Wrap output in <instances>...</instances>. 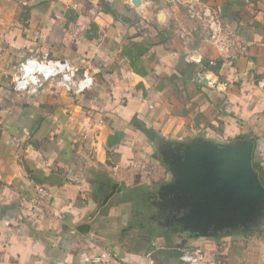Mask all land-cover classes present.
I'll use <instances>...</instances> for the list:
<instances>
[{
	"label": "crops",
	"instance_id": "crops-1",
	"mask_svg": "<svg viewBox=\"0 0 264 264\" xmlns=\"http://www.w3.org/2000/svg\"><path fill=\"white\" fill-rule=\"evenodd\" d=\"M147 1L0 0V264H189L170 248L201 250L195 264H264V216L193 238L155 204L172 180L165 142L250 138L264 184V0H191L210 28L186 38L177 11L156 20ZM43 55L94 86L18 93L19 65Z\"/></svg>",
	"mask_w": 264,
	"mask_h": 264
},
{
	"label": "water",
	"instance_id": "water-1",
	"mask_svg": "<svg viewBox=\"0 0 264 264\" xmlns=\"http://www.w3.org/2000/svg\"><path fill=\"white\" fill-rule=\"evenodd\" d=\"M254 148L250 138L165 142L159 153L172 180L155 194L160 222L193 238L255 227L264 216V184L253 165ZM168 253L180 257L183 250Z\"/></svg>",
	"mask_w": 264,
	"mask_h": 264
},
{
	"label": "built area",
	"instance_id": "built-area-1",
	"mask_svg": "<svg viewBox=\"0 0 264 264\" xmlns=\"http://www.w3.org/2000/svg\"><path fill=\"white\" fill-rule=\"evenodd\" d=\"M32 61L41 67L50 69L52 72V74H46L44 72L32 73V76L39 80L35 92L42 89L48 83H54L62 90L72 95L79 96L90 90L94 85V76L87 71L81 72L80 69L69 60L50 58L47 55H43L42 57L30 56L21 62L18 68V75L14 80V89L18 93H33L31 91V88L33 87L32 84H28L23 90L17 88L19 82L28 79V76L24 71V66ZM47 195L48 191L45 187H37L31 197L33 208L39 214L45 213L41 206V201ZM186 257L188 259H185ZM181 259L189 264L199 263L203 259V252L201 250H196L195 252L186 250L182 254Z\"/></svg>",
	"mask_w": 264,
	"mask_h": 264
},
{
	"label": "rangeland",
	"instance_id": "rangeland-1",
	"mask_svg": "<svg viewBox=\"0 0 264 264\" xmlns=\"http://www.w3.org/2000/svg\"><path fill=\"white\" fill-rule=\"evenodd\" d=\"M147 8L152 10V15L156 20H158L157 15L163 11H166L165 13L177 11L178 19L174 17L171 19L178 22V35L182 38H186L191 34L187 31H196L197 28H201L202 37L206 36L207 25L205 21L207 19L204 16V9L201 8L199 3L191 0H153L151 2L147 1ZM207 27L210 28V26ZM156 201H159V198Z\"/></svg>",
	"mask_w": 264,
	"mask_h": 264
},
{
	"label": "clouds",
	"instance_id": "clouds-1",
	"mask_svg": "<svg viewBox=\"0 0 264 264\" xmlns=\"http://www.w3.org/2000/svg\"><path fill=\"white\" fill-rule=\"evenodd\" d=\"M24 71L28 76V79L23 80L17 84V88L19 90H23L25 87L28 86V84H32L33 87L31 88V91L35 93L36 86L39 84V80L32 76V73L34 72H44L46 74H52L50 69H46L44 67H41L40 65L36 64L34 61L29 62V64L24 66ZM185 259H188L187 257Z\"/></svg>",
	"mask_w": 264,
	"mask_h": 264
},
{
	"label": "trees",
	"instance_id": "trees-1",
	"mask_svg": "<svg viewBox=\"0 0 264 264\" xmlns=\"http://www.w3.org/2000/svg\"><path fill=\"white\" fill-rule=\"evenodd\" d=\"M213 70H216V67L215 66H212L211 67ZM94 86V85H93ZM253 165H254V160H253Z\"/></svg>",
	"mask_w": 264,
	"mask_h": 264
}]
</instances>
